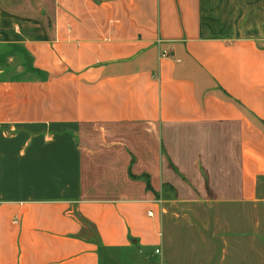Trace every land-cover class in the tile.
I'll use <instances>...</instances> for the list:
<instances>
[{"label": "crops", "instance_id": "1", "mask_svg": "<svg viewBox=\"0 0 264 264\" xmlns=\"http://www.w3.org/2000/svg\"><path fill=\"white\" fill-rule=\"evenodd\" d=\"M259 205L264 0H0V264H264Z\"/></svg>", "mask_w": 264, "mask_h": 264}, {"label": "rangeland", "instance_id": "2", "mask_svg": "<svg viewBox=\"0 0 264 264\" xmlns=\"http://www.w3.org/2000/svg\"><path fill=\"white\" fill-rule=\"evenodd\" d=\"M259 15H261V14H259ZM20 62L21 61H19V60H14V61H12L11 63H10V67L14 70V68L18 65V64H20ZM3 63V62H2ZM9 65V64H8ZM179 210V209H178ZM258 210H259V221H260V223H261V225H262V231H261V233L263 234V236H264V205H259V208H258ZM183 212V211H182ZM182 212L179 210L178 211V213L179 214H182ZM184 213H186V214H188V218L190 217L191 218V220L194 222H197V220H195V218H194V213L192 212V211H186V212H184ZM182 218H184V217H182ZM168 222H170L171 223V221H170V219H168L167 220ZM184 224H182L181 223V225H183V226H181L179 229H183L184 227H185V223L186 222H183ZM198 223V222H197ZM187 231H189V233H187L189 236H188V238L191 240V244H193L192 242H194V244H195V246L197 247V246H199L200 245V243L199 242H197L198 240H196V239H199V235H198V233H196L193 229H187ZM183 244H184V242H183ZM168 246H169V243H167V249H166V252H165V255H166V253H167V258H169V261H170V257H169V249H168ZM186 254L187 255H189L190 256V260L191 261H193V262H198V261H200V260H203V259H199L198 257H199V255H198V253H197V251L196 252H188V253H185V252H182L181 253V255L183 256V258H182V261L183 260H185V256H186ZM157 261H158V259H157ZM181 261V260H180ZM164 263L163 264H168L167 262H165V261H163Z\"/></svg>", "mask_w": 264, "mask_h": 264}, {"label": "built area", "instance_id": "3", "mask_svg": "<svg viewBox=\"0 0 264 264\" xmlns=\"http://www.w3.org/2000/svg\"><path fill=\"white\" fill-rule=\"evenodd\" d=\"M166 55H167V51H164V52L162 53V56H166ZM156 252H158V250H157Z\"/></svg>", "mask_w": 264, "mask_h": 264}]
</instances>
